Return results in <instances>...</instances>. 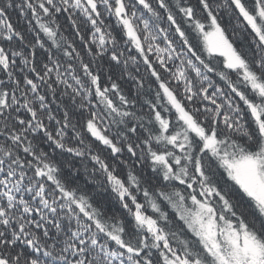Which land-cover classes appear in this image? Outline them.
<instances>
[{
  "label": "snow or ice",
  "instance_id": "snow-or-ice-1",
  "mask_svg": "<svg viewBox=\"0 0 264 264\" xmlns=\"http://www.w3.org/2000/svg\"><path fill=\"white\" fill-rule=\"evenodd\" d=\"M0 264H264V0H0Z\"/></svg>",
  "mask_w": 264,
  "mask_h": 264
}]
</instances>
